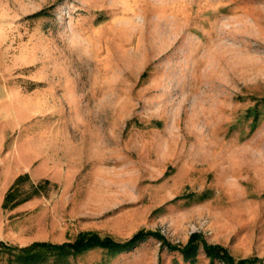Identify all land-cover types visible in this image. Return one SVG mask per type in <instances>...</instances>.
<instances>
[{
  "label": "rangeland",
  "instance_id": "obj_1",
  "mask_svg": "<svg viewBox=\"0 0 264 264\" xmlns=\"http://www.w3.org/2000/svg\"><path fill=\"white\" fill-rule=\"evenodd\" d=\"M0 86L57 174L35 205L5 209L0 240L145 229L264 259V0H0ZM38 264L210 260L149 237Z\"/></svg>",
  "mask_w": 264,
  "mask_h": 264
},
{
  "label": "trees",
  "instance_id": "obj_2",
  "mask_svg": "<svg viewBox=\"0 0 264 264\" xmlns=\"http://www.w3.org/2000/svg\"><path fill=\"white\" fill-rule=\"evenodd\" d=\"M29 178L27 173L15 178L5 192L2 207L11 209L16 205L31 199L34 196L43 195L49 185H53L48 179L31 182L28 189L22 188V182ZM149 237L158 239L162 248L168 251L180 253L184 260H192L195 252L202 249L210 260V264H264V259L257 256L235 257L227 247L220 244L208 243L200 233H192L186 243L169 242L160 232L141 229L125 240H116L109 235H100L98 232L87 230L80 231L71 241L54 243L50 241H33L28 245L17 246L7 244L0 240V245L9 251L10 262L17 264H38L45 262L50 256L57 260L75 256L90 249L99 248L110 252L130 250Z\"/></svg>",
  "mask_w": 264,
  "mask_h": 264
},
{
  "label": "crops",
  "instance_id": "obj_3",
  "mask_svg": "<svg viewBox=\"0 0 264 264\" xmlns=\"http://www.w3.org/2000/svg\"><path fill=\"white\" fill-rule=\"evenodd\" d=\"M23 124L22 105L16 103V97H11L6 87L0 86V236L7 223L3 198L15 178L24 173L38 181H55L57 177L50 148L39 135L18 133ZM37 199L26 200L11 209L24 210L35 205Z\"/></svg>",
  "mask_w": 264,
  "mask_h": 264
}]
</instances>
